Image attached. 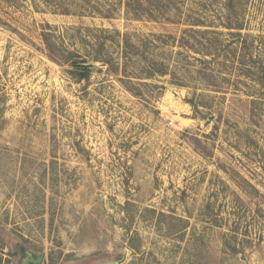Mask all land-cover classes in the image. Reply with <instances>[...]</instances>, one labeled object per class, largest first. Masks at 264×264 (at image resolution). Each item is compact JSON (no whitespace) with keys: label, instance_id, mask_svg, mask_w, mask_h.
Returning a JSON list of instances; mask_svg holds the SVG:
<instances>
[{"label":"rangeland","instance_id":"rangeland-1","mask_svg":"<svg viewBox=\"0 0 264 264\" xmlns=\"http://www.w3.org/2000/svg\"><path fill=\"white\" fill-rule=\"evenodd\" d=\"M40 254L264 264V0H0V264Z\"/></svg>","mask_w":264,"mask_h":264},{"label":"trees","instance_id":"trees-1","mask_svg":"<svg viewBox=\"0 0 264 264\" xmlns=\"http://www.w3.org/2000/svg\"><path fill=\"white\" fill-rule=\"evenodd\" d=\"M67 55H69V58L71 59V60H69L70 65L73 68H75V70L81 72L80 76L82 77V79H84V80L88 79L90 69H91L89 62L82 60L80 55L77 53L74 54L72 52H69V53H67Z\"/></svg>","mask_w":264,"mask_h":264},{"label":"water","instance_id":"water-1","mask_svg":"<svg viewBox=\"0 0 264 264\" xmlns=\"http://www.w3.org/2000/svg\"><path fill=\"white\" fill-rule=\"evenodd\" d=\"M44 258V254H40L36 258L34 257H28L25 261V264H41L42 260ZM113 264H119L118 262H114Z\"/></svg>","mask_w":264,"mask_h":264}]
</instances>
